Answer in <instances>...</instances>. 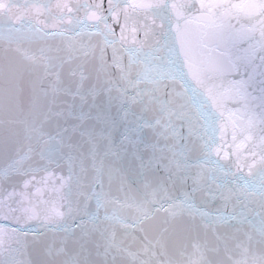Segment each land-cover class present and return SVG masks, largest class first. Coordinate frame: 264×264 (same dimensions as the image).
<instances>
[{"label": "snow or ice", "instance_id": "obj_1", "mask_svg": "<svg viewBox=\"0 0 264 264\" xmlns=\"http://www.w3.org/2000/svg\"><path fill=\"white\" fill-rule=\"evenodd\" d=\"M0 264H264V0H0Z\"/></svg>", "mask_w": 264, "mask_h": 264}, {"label": "water", "instance_id": "obj_2", "mask_svg": "<svg viewBox=\"0 0 264 264\" xmlns=\"http://www.w3.org/2000/svg\"><path fill=\"white\" fill-rule=\"evenodd\" d=\"M229 210H231L230 206H229Z\"/></svg>", "mask_w": 264, "mask_h": 264}]
</instances>
